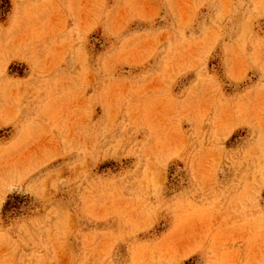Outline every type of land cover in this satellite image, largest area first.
<instances>
[{
    "label": "rangeland",
    "instance_id": "374dc122",
    "mask_svg": "<svg viewBox=\"0 0 264 264\" xmlns=\"http://www.w3.org/2000/svg\"><path fill=\"white\" fill-rule=\"evenodd\" d=\"M0 264H264V0H0Z\"/></svg>",
    "mask_w": 264,
    "mask_h": 264
}]
</instances>
